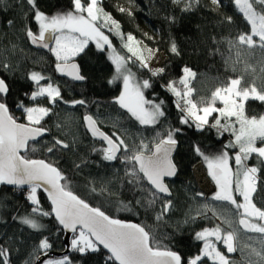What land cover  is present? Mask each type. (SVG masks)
<instances>
[{"label": "trees", "instance_id": "obj_1", "mask_svg": "<svg viewBox=\"0 0 264 264\" xmlns=\"http://www.w3.org/2000/svg\"><path fill=\"white\" fill-rule=\"evenodd\" d=\"M132 1L138 5L137 13L142 16V21L156 32L157 40L140 38L131 22L126 19V15L116 11L107 2L102 1L100 7L118 22V31L123 33L125 38L131 34L153 49L166 53L173 43L177 48L176 53H168V57L160 66L164 71L158 75L154 76L145 67L133 63L129 65L139 81L148 80L151 85L143 89L144 98L153 103L163 102L162 110L165 115L157 125H140L127 109L121 108L116 102V97L122 90L121 82L116 80L110 83L115 74L114 64L107 49H98L94 41L90 40L84 52L73 58L78 63L83 81L73 82L60 77L54 69L57 61L51 51L35 48L29 42L26 29L31 28L38 34V24L26 0H3V3H0V78L9 86V92L3 102L7 104L8 112L13 118L26 123L23 108L17 105L27 107L32 102L31 93L36 91L37 83L31 79V74L35 72L48 77L51 83L59 88L62 99L53 105L49 114L40 122L41 126L48 129L46 136L36 142H30L29 149L22 155L53 163L67 178L66 182L75 195L90 206L99 207L110 217L133 221L143 226L156 242L177 251L187 264L189 258L195 257L201 251L202 241L195 239V234L214 226L210 218L191 220L190 217L194 213L196 200L205 195L193 173L194 165L204 159L194 151V147L198 146L207 156L227 151L230 157H234L239 149L225 148L234 140L231 131L221 134L217 128L211 126L219 117V113L210 115L208 124L202 129H197L191 121L189 125L182 124L180 121L183 113L177 107L180 98L168 90V85L170 82H176L175 87L183 92V86L179 83L184 75L183 69H191L195 73L188 84L192 89L191 99L198 107H203L206 105L199 102L209 100L211 93L225 85L229 79L242 78L246 86L253 84L252 76L242 74L240 67L233 62L234 47L229 44L238 34L248 32L250 26L234 0H220L217 9L209 0H199V3L187 11L184 10L183 4L175 3L174 0ZM82 2L86 4L87 0ZM36 6L46 15L67 12L73 7L72 0H36ZM254 6L260 10L258 5ZM229 17L230 22L227 19ZM9 21L12 23L9 24ZM101 30L114 41H126L116 34L115 29L110 32L108 27H102ZM262 87L264 71L257 89ZM80 100L84 101V104L73 103ZM180 102L183 103L182 100ZM41 103L47 105L46 101ZM220 106L221 102L217 101L215 107ZM67 110L74 113L78 122L74 132L71 126L68 127ZM85 114L92 116L109 136H122L119 130L124 129L128 134L140 136L149 148L159 139L166 138L169 129H180L175 136L178 143L173 154L177 174L167 181L170 197L160 195L155 203L149 206L147 201L151 199V187L143 178L130 182L134 179L129 175L132 165L122 159L126 154L123 150L115 160L104 159L102 150L106 145L90 136L84 129L81 119ZM245 114L264 115V103L247 101ZM221 123L225 121L221 119ZM64 130L71 131L73 139L63 134ZM54 139L62 140L69 147L48 152L47 149L52 147ZM257 143L262 144L260 141ZM137 145L138 141L129 143L130 148ZM229 163L235 168L234 159H230ZM246 164L260 168L254 202L257 207L264 208V164L258 162L255 154L248 158ZM29 189L30 187L14 189L0 184V246L8 250V264H34L39 255L64 249L63 230L57 220L52 215L42 216L39 211L33 212L34 207L51 212L44 194L37 189L36 198L39 204L34 205L28 199ZM197 193H203V196H198ZM168 201L170 207L158 220L156 217ZM24 217L35 220L42 227L31 228L22 222ZM75 234L70 236L67 254L47 257L39 264H43L48 258L65 256L71 264H116L109 260V255L100 247L98 251H89L87 254L73 250L71 240ZM45 238L51 247L40 250V241ZM219 247L223 250L220 245ZM229 260L232 264H243L236 257ZM202 264L213 263L204 257Z\"/></svg>", "mask_w": 264, "mask_h": 264}, {"label": "snow or ice", "instance_id": "obj_2", "mask_svg": "<svg viewBox=\"0 0 264 264\" xmlns=\"http://www.w3.org/2000/svg\"><path fill=\"white\" fill-rule=\"evenodd\" d=\"M174 2H184V10L187 11L194 4L199 3V0H174ZM0 3H3V0H0ZM26 3L30 6L33 18L39 26L38 34L27 28V37L33 44L48 48L56 57V70L74 80H83L84 77L80 75L78 65L72 62L73 58L84 52L90 40L95 41L98 49H103L105 45L112 49L111 41L101 28L107 26L110 32L117 30L116 34L122 40L126 39L124 47L131 55L125 58L112 49L113 55L110 58L115 64V75L110 83L116 80L123 82V90L116 97V102L121 108L127 109L140 125H157L160 122L161 117L165 115L162 110L163 102L153 103L146 100L143 89L151 87L149 81H137L135 74L127 66L128 62L132 61L139 63L141 67H147L143 50L138 53L131 46V42L135 40L134 36L128 34L125 38L124 34L118 31V22L99 6L101 0H87L86 4L82 0H72L73 7L70 11L57 12L54 15H46L40 11L36 6V0H26ZM212 3L219 4L220 0H212ZM234 3L250 25V30L238 34L234 41H229L230 46L246 48L249 52L258 48L264 52V0H234ZM254 5H258L260 10L258 11ZM118 10L126 11L123 7ZM128 14L131 15V12L128 11ZM227 19L231 21L230 17ZM11 23L9 21V24ZM50 42H54V46H50ZM136 43L139 44V41ZM171 51L177 52L174 43ZM148 52L149 55L152 54L150 49ZM163 71V69L155 70L152 74L155 76ZM183 72L185 75L179 81L183 86V92L175 87L176 82H170L168 85V90L180 98L177 102V107L183 113L180 122L189 125L191 121L195 123L197 129H202L208 124L210 115L219 113V117L211 126L217 128L221 134L224 131H231L234 140L225 148L239 149L234 157H230L227 151L207 156L198 146L194 147V151L203 157L208 174L215 182L216 191L212 199L224 202L234 209L237 227L233 228V222L224 218L223 223L231 230L226 231L217 224L213 228H205L197 232L195 239L203 241V248L200 254L189 258L187 264H198V262L202 264V257L211 259L213 264H232V261L218 250L212 238L222 242L228 253L237 251L235 241L239 231L259 234L264 240V208L257 207L254 202L260 168L248 167L246 164L253 154L256 155L259 163L264 164V146H256L257 141L264 144V115L249 117L245 114L247 101L264 103V87L258 90L254 82L246 86L242 78L229 79L225 85L211 93L209 100L199 102L206 106L198 107V104L191 99L192 89L188 87L195 73L187 67ZM31 79L38 86V89L31 93V99L36 100L37 97L46 96L52 103L62 99L58 87L51 83L46 87L39 85V82L45 79L39 73L33 72ZM8 92V84L4 79H0V184L29 185L28 199L34 205L39 204L36 198L37 189L42 188L46 191L51 200V212L41 211L38 207H34L33 212L39 211L42 216L54 214L55 219L64 229L77 233L71 240V248L76 252L81 254L96 252L99 250L98 245H102L111 253L109 260L118 261L119 264H185L177 251L160 245L143 226L113 219L99 207H92L75 195L66 182L67 178L53 163L22 155V150L26 152L29 149V141L36 140L48 131L40 125V122L51 109L17 105L23 108L27 121L18 123L9 114L7 104L3 102ZM217 101H220L223 107H215ZM73 103L82 105L84 101H73ZM221 119L225 123H221ZM84 120L94 137H100L107 142L108 146L102 150L105 160L117 159V153L123 150L126 154L122 159L132 165L129 175L134 179L130 182H137L141 178L147 180L151 186V199L147 201L149 206L154 204L161 194L170 195L169 187L164 180L177 174V165L172 159V153L177 146L175 136L180 129H169L166 138L159 139L154 143L153 148H149L143 140L139 145L130 148L123 139L119 137L113 139L112 136L102 132L92 116L85 115ZM68 147L62 140L54 139L52 147L47 151L53 152L57 148ZM230 159H234L235 168L230 165ZM196 195L203 196V193ZM169 207L170 201L163 205L161 213L156 218L161 219ZM207 207L205 205L206 209ZM212 211L215 216V210ZM22 222L33 229L42 227L28 217L22 218ZM50 247L47 238L40 241V250H47ZM253 252L264 261V249L260 252L253 249ZM7 253L8 250L0 246V264H8ZM45 264H71V262L65 256L59 260L46 261Z\"/></svg>", "mask_w": 264, "mask_h": 264}, {"label": "rangeland", "instance_id": "obj_3", "mask_svg": "<svg viewBox=\"0 0 264 264\" xmlns=\"http://www.w3.org/2000/svg\"><path fill=\"white\" fill-rule=\"evenodd\" d=\"M102 1L107 2L110 6H112L118 12H120L118 10L120 7L125 8L126 11L121 12V13L126 15V19L129 20V22H131V25L133 26L135 31L140 35V38H149L152 41L157 40L156 32L151 30L146 25V23H144L142 21V16L139 13H137L139 8H138V5L134 1H132V0H101V2ZM209 1L215 9L218 8L219 4H213L212 0H209ZM181 4H183L185 6L184 2H181ZM99 6H101V3ZM128 11L131 12V15L128 14ZM37 24H38V22H37ZM103 28H107V26H103ZM38 31H39V26H38ZM104 34L106 36H108L105 32H104ZM108 38L111 41L112 49H115L116 53H118L121 56H124L125 58H127L128 56L131 55V53L128 52L127 48L124 47V44L127 41H124V42H120L117 40L114 41L109 36H108ZM136 41H139V44H137ZM52 46H54V42L52 43ZM131 46L138 53L140 52V50H143V56L145 57L146 63H147V67H145V68H147L150 72H153L155 70H159L161 64L168 57V53H172L171 46H169L167 53L157 51V50L153 49L152 47L148 46L147 44H145L138 37H135V40L133 42H131ZM11 47L13 48V45ZM11 47L9 48V50H11ZM104 47L107 49V52H108V55L110 58L113 55L112 49H110L107 45H105ZM149 49L152 52L151 55H149V52H148ZM54 57H55V55H54ZM55 59H56V57H55ZM111 61H112V59H111ZM233 62L240 67V71L242 74L252 76V78H253L252 81H254L255 86L258 88V83L260 82L262 72L264 71V52H261V50L258 48L249 52L246 48L234 47ZM130 63H133V62L129 61L128 65H127L128 67H129ZM133 64L140 66L139 63H133ZM114 68H115V64H114ZM44 78L45 79H43L39 82V85L46 87L51 82L48 79H46V77H44ZM135 78L137 81H139L138 78L136 77V75H135ZM119 81L121 82L122 90H123V82H122V80H119ZM37 89H38V86H37L36 90ZM31 101H32L31 104L27 107H45V106L41 105L42 104L41 102H43V101H47L48 103H52L46 96L37 97L36 100L31 99ZM220 107H223L222 103H221ZM220 107H217V108H220ZM68 111L69 110H67V114H69V116L67 117L68 127L71 126V129L73 131L75 129V127H77L78 122H77V119H76L74 113L72 111H69V112ZM58 113H62V112H58ZM67 114H66V116H67ZM63 115H65V114H63ZM59 116H60V114H59ZM249 117H251V116H249ZM257 117H259V116H257ZM24 118H25V113H24ZM25 120H26V118H25ZM100 123L104 124L102 121H100ZM112 127H114V124ZM57 129L59 130V127H57ZM62 133L67 135L68 138L70 137L69 139H73V133H71V131L64 130V131H62ZM119 134H121L122 136L118 135V137L123 139L125 141V143L128 145L131 142L138 141L140 143V141H141L140 136H138V135L133 136L130 133L128 134V132H126L124 129H120ZM64 141H66V140L64 139ZM256 146L260 147V146H264V144L258 145V143L256 142ZM193 173H194L196 181L198 182L199 188L204 192L205 195L202 199L196 200V205L193 209L194 213L190 216L191 220L196 219V218L207 217V218H210L211 220H213V222H214L213 227H215L217 224H219L223 229H225L227 231V230H231L228 228V225L223 223L224 218H227L233 222L232 227L236 228L237 227V225H236L237 217L234 215V209H232L231 206L226 205L224 202L215 201L212 199V196H213L214 192L216 191V185H215V182L212 180L211 176H209V174H208L207 164L205 163V161L195 164L193 167ZM29 192H30V189L27 192L28 196H29ZM205 205L208 206L207 209L205 208ZM213 209L216 212L215 216L213 215V211H212ZM213 227H210V228H213ZM202 230H200V231H202ZM75 235H77V233ZM212 239H213V242L216 244V247L218 248V250L221 251L222 253H224L229 259L236 257L243 264H264V261H262L260 259V257L255 255V252H253V249H255L256 252H260V251H262V249H264V240H262V238L259 234L245 233L243 231H239L238 238L235 241L236 246H237V251L233 252V253H228L225 246L222 244V242L215 241V238H212ZM218 242H220V244H218ZM219 245L223 248V250L220 249ZM202 248H203V241H202L201 249ZM202 258H204V257H202ZM205 258H207V257H205ZM59 259H62V257L48 258L46 261H49V260L55 261V260H59ZM207 259L213 263V261L211 259H209V258H207ZM45 262L43 264H45Z\"/></svg>", "mask_w": 264, "mask_h": 264}, {"label": "water", "instance_id": "obj_4", "mask_svg": "<svg viewBox=\"0 0 264 264\" xmlns=\"http://www.w3.org/2000/svg\"><path fill=\"white\" fill-rule=\"evenodd\" d=\"M29 42H30V44L33 46V47H35V48H38V49H40V50H44V51H46V50H49L48 48H44V47H42V46H40L39 44H33L32 42H31V40L29 39ZM52 43L53 42H50V46H52ZM72 62H74V63H76L77 65H78V63H77V61L76 60H74L73 59V61ZM78 68H79V66H78ZM54 69H55V71H56V73L60 76V77H63V78H66V79H68V80H71V81H73V82H81V81H83V80H74V79H72V77H70V76H68V75H66V74H64V73H62V72H60V71H57L56 70V64L54 65ZM80 73V72H79ZM1 79V78H0ZM85 115H89V114H85ZM85 115H83V117H82V123H83V127H84V129L88 132V134L90 135V136H92L93 138H95V139H97V140H101V141H103L106 145H107V142L106 141H104V140H102L100 137H94L92 134H91V131L88 129V127H87V124H86V121L84 120V116ZM94 119V118H93ZM18 123H25V122H20V121H17ZM98 126V125H97ZM99 127V126H98ZM100 128V127H99ZM100 130L102 131V132H104L101 128H100ZM105 133V132H104ZM46 134H47V131L43 134V136H41V137H37L36 138V140H33V141H29V143L30 142H36V141H38L39 139H41L42 137H44V136H46ZM107 134V133H106ZM158 142V141H157ZM108 146V145H107ZM154 147V145L152 146V148ZM176 149V148H175ZM25 151L24 150H22V152H21V154H23ZM174 152H175V150L173 151V153H172V159H173V154H174ZM119 153V152H118ZM118 153H117V155H118ZM38 160H43V159H39V158H37ZM138 167V166H137ZM142 175V174H141ZM176 176V175H175ZM175 176H172V177H166L165 178V180H164V183L167 185V181H170V180H172ZM146 181V183L148 184V182H147V180H145ZM2 185H5V186H8V187H10V188H14V189H27V188H29L30 186L29 185H21V186H17V185H11V184H2ZM149 185V184H148ZM150 186V185H149ZM168 186V185H167ZM151 187V186H150ZM39 190L44 194V196H45V198H46V200H47V202L49 203V206H50V211H51V208H52V205H51V200L49 199V197H48V194H47V192L46 191H44L42 188H39ZM169 191H170V189H169ZM170 195H171V192H170ZM170 195L168 194V193H164V194H161V196H163V197H170ZM106 214V213H105ZM107 215V214H106ZM52 216L55 218V215L54 214H52ZM109 216V215H108ZM110 217V216H109ZM111 218H113V217H111ZM113 219H119V218H113ZM119 220H121V221H124V222H126V223H135V222H133V221H129V220H123V219H119ZM58 222V221H57ZM135 224H137V223H135ZM61 226V228H62V230H63V238H62V241H63V244H64V249L63 250H61V251H52V252H45V253H43V254H41V255H39L38 257H37V259L35 260V262H34V264H39L40 262H42L45 258H47V257H52V256H63V255H65V254H67L68 253V251H69V246H70V242H69V240H70V236L72 235V234H74L73 232H71L70 230H68V229H64L63 228V226L62 225H60ZM98 247H100V248H102L109 256L111 255V253L109 252V250L108 249H105V248H103V246L102 245H98ZM116 264H119V262L118 261H114Z\"/></svg>", "mask_w": 264, "mask_h": 264}, {"label": "flooded vegetation", "instance_id": "obj_5", "mask_svg": "<svg viewBox=\"0 0 264 264\" xmlns=\"http://www.w3.org/2000/svg\"><path fill=\"white\" fill-rule=\"evenodd\" d=\"M46 79H48V77H46ZM49 80V79H48ZM50 81V80H49ZM35 82V81H34ZM51 82V81H50ZM52 84V83H51ZM47 102V101H46ZM55 104V103H54ZM53 103H48L47 102V105H43V106H45V107H48V108H52L53 107V105H54ZM82 120V119H81ZM116 138V137H115ZM115 138H113V139H115ZM106 145V144H105ZM106 147H107V145H106Z\"/></svg>", "mask_w": 264, "mask_h": 264}, {"label": "bare ground", "instance_id": "obj_6", "mask_svg": "<svg viewBox=\"0 0 264 264\" xmlns=\"http://www.w3.org/2000/svg\"><path fill=\"white\" fill-rule=\"evenodd\" d=\"M63 238V237H62ZM62 243H63V241H62ZM64 245V244H63Z\"/></svg>", "mask_w": 264, "mask_h": 264}]
</instances>
